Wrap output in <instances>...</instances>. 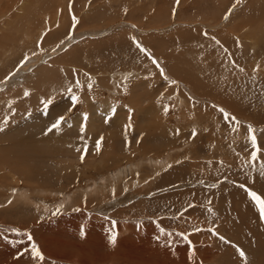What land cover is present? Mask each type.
<instances>
[{
    "label": "rangeland",
    "instance_id": "374dc122",
    "mask_svg": "<svg viewBox=\"0 0 264 264\" xmlns=\"http://www.w3.org/2000/svg\"><path fill=\"white\" fill-rule=\"evenodd\" d=\"M262 164L264 0H0V264H264Z\"/></svg>",
    "mask_w": 264,
    "mask_h": 264
},
{
    "label": "snow or ice",
    "instance_id": "6c2138e0",
    "mask_svg": "<svg viewBox=\"0 0 264 264\" xmlns=\"http://www.w3.org/2000/svg\"><path fill=\"white\" fill-rule=\"evenodd\" d=\"M239 2H240V0H237V3H239ZM177 3H179V0H177ZM225 19H227V16L225 17ZM205 35H207V33H205ZM133 41L137 44L138 48H140L142 51H144L146 54H148V50L143 48V46L140 45L139 42L136 41L134 37H133ZM153 62L158 63L155 61L154 58H153ZM160 71L163 74V69H160ZM73 99L75 100L77 98L74 96ZM44 103H45V107L47 108L48 104L51 103V101H45ZM221 111L223 112L224 110L221 109ZM228 115L229 114H227V113L225 114L226 119L228 118ZM65 119L66 118L64 116L58 117V119L54 123H52L51 126L48 128V131L51 132L54 129H58L59 127H61V125L64 123ZM84 119L87 120L86 114H85ZM232 119L235 120V117H232ZM248 132L250 134V143L253 146V151L251 153V159L253 161H256L257 159L260 158V154H261L262 149H261L260 144L257 140L256 134H255V129L252 128L251 125L248 126ZM97 146H99V142L97 143ZM169 167H171V166H169ZM260 174L264 175V164L261 165ZM240 186L246 187L245 185H240ZM246 191H247L248 195L250 196L251 200L258 206L260 216L262 218H264V196L258 194L257 191H254L251 188H246ZM113 224H115V222H113ZM12 231L19 232L18 229H12ZM160 231H161V233H163L167 237H171L173 235L172 233L167 232L164 228H161ZM196 231H200V229H197ZM210 231H212L215 235L219 236V234L215 232V229H210ZM82 235H83V232H82ZM177 236L182 238L185 241H188V235L186 233H179V234H177ZM27 237H28L29 241L33 240V237L31 236L30 233L27 234ZM116 239H117V233L112 232V234L110 235V243H112L114 245L116 243ZM219 239L225 240V242H228V241H226L225 237H223V236H219ZM188 243L190 244L191 241H188ZM28 250L29 249H27V248L25 249V251H28ZM30 254L33 258H35L36 260L40 261L41 264H43L45 257L43 255L42 251L39 249V247L35 243L31 244ZM240 255L244 256L245 252L243 250H241Z\"/></svg>",
    "mask_w": 264,
    "mask_h": 264
},
{
    "label": "bare ground",
    "instance_id": "6f19581e",
    "mask_svg": "<svg viewBox=\"0 0 264 264\" xmlns=\"http://www.w3.org/2000/svg\"><path fill=\"white\" fill-rule=\"evenodd\" d=\"M14 82H15V80H14ZM9 82H7L6 83V85L8 84ZM5 85V86H6ZM3 90H4V88H3ZM102 109V108H101ZM60 137V136H59ZM28 147V146H27ZM30 150H31V148H30ZM29 152V151H28ZM31 152L33 153V154H39V152L38 151H34V150H31ZM30 152V153H31ZM54 152V151H53ZM55 153V152H54ZM56 153H58V152H56ZM55 153V154H56ZM164 158V157H163ZM154 159V158H153ZM2 161V160H1ZM170 159H169V156L168 157H166V158H164L163 159V161L162 160H159V158H155L154 159V161L152 160V158H147V160L145 161V162H141V164L142 163H147V165L151 168V171H152V173L153 174H155V173H159L161 170H164V169H167L166 167L168 166V164H170ZM15 166H17V165H15ZM139 167H140V165H139ZM118 177V182H119V178H121V176H117ZM10 180L12 181V182H18V180H19V178H18V176H16V171H14L13 169H12V171H11V174H10ZM4 179V178H3ZM116 180V181H117ZM8 181V180H7ZM115 181V180H114ZM112 183H113V181H112ZM111 183V184H112ZM116 183V182H115ZM118 184V183H117ZM99 185V184H98ZM102 186V185H101ZM107 187V186H106ZM106 187H104V188H106ZM110 187V186H109ZM96 188L98 189V188H100L101 189V187H100V185L99 186H95V191H96ZM99 189V190H100ZM106 189H108V188H106ZM87 190H89V189H87ZM93 190V189H92ZM12 191H14L13 189H12ZM19 191V190H18ZM21 191V193H16L15 195L13 194L12 196H14L15 198H16V200L17 201H20V202H23V203H26V202H32V198L30 197V195H29V193L27 194V191H25L24 189H22V190H20ZM102 191H104V190H102ZM12 193V192H11ZM97 193H98V191H97ZM35 194V193H34ZM91 194V193H90ZM98 195V194H97ZM96 195V196H97ZM99 196V195H98ZM101 196V195H100ZM13 197V198H14ZM92 197V196H91ZM179 197V196H178ZM9 199V198H8Z\"/></svg>",
    "mask_w": 264,
    "mask_h": 264
}]
</instances>
